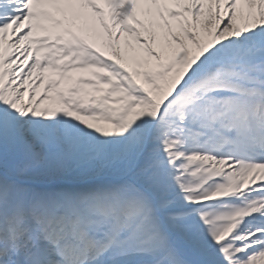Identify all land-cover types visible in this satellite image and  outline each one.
Listing matches in <instances>:
<instances>
[{"label": "snow or ice", "instance_id": "obj_1", "mask_svg": "<svg viewBox=\"0 0 264 264\" xmlns=\"http://www.w3.org/2000/svg\"><path fill=\"white\" fill-rule=\"evenodd\" d=\"M0 264H264V0H0Z\"/></svg>", "mask_w": 264, "mask_h": 264}]
</instances>
